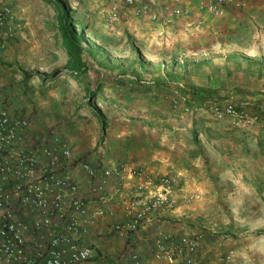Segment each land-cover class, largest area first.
Instances as JSON below:
<instances>
[{
    "label": "rangeland",
    "instance_id": "374dc122",
    "mask_svg": "<svg viewBox=\"0 0 264 264\" xmlns=\"http://www.w3.org/2000/svg\"><path fill=\"white\" fill-rule=\"evenodd\" d=\"M59 2L78 23L80 56L87 72L77 78L71 75L77 70L70 68L61 37L54 33L56 10L48 0L40 1L49 31L40 50L14 58L10 54L0 61V82L8 67L11 84L21 83L17 85L21 93L16 90L6 107L33 120L36 129L28 139L48 131L68 142L83 159L96 160V148L101 146L105 159L112 160L113 140L121 136L115 132L119 121L129 120L137 129L126 135V146L129 138L146 139L141 127L157 126L169 134L181 129L184 146H200L197 164L168 162L204 182V196L210 197V209L195 213L197 223L186 228L210 235L219 243L217 254L234 250L237 264H264V116L258 112L264 107V25L230 17V12L222 18L205 15L199 20L195 9L189 16L166 20L164 6L169 0H141L158 14L156 19L136 17L128 8H120L116 20L109 19L111 0ZM128 17L147 26L139 29L145 32L140 37L132 35L133 40L123 31ZM117 81L127 87L117 90ZM98 84L106 87L107 94L88 97V88ZM129 84L148 85L149 94L139 93L132 100L124 94L130 92ZM174 89L244 103L257 120L249 129H233L201 114L183 115L168 101Z\"/></svg>",
    "mask_w": 264,
    "mask_h": 264
},
{
    "label": "built area",
    "instance_id": "2783aa9c",
    "mask_svg": "<svg viewBox=\"0 0 264 264\" xmlns=\"http://www.w3.org/2000/svg\"><path fill=\"white\" fill-rule=\"evenodd\" d=\"M169 1L164 19L189 16L194 8L200 20L205 15L222 18L262 0ZM111 2L108 15L112 20L118 18L120 8H128L135 16L158 17L140 0ZM13 20L12 8L0 5V51L15 34ZM168 101L183 115L201 114L230 128L249 129L257 120L244 103L215 98L198 101L178 89ZM28 127L26 115L0 104V264H86L92 258L86 237L110 201H117L122 208V217L110 223V231L126 239L158 214L168 213L181 202L191 204L196 198V192L184 186L185 174L173 164L163 173L135 162L102 159L92 164L73 156L70 144L51 132H42L31 141L26 137ZM96 153L103 158V147L98 146ZM73 163L84 175L86 190L76 179ZM203 236L201 231H189L178 238L160 232L153 241V258L164 264H237L234 250L214 259L199 256ZM130 258L131 264H144L137 253Z\"/></svg>",
    "mask_w": 264,
    "mask_h": 264
},
{
    "label": "crops",
    "instance_id": "0c3cea01",
    "mask_svg": "<svg viewBox=\"0 0 264 264\" xmlns=\"http://www.w3.org/2000/svg\"><path fill=\"white\" fill-rule=\"evenodd\" d=\"M40 1L41 0H0V5H8L12 8L14 12V20L12 25L13 28L16 29L14 36L10 39L7 46L0 51V61L7 59V56H10V54H13L10 57L14 58V55H34L38 50H40L41 42H43L49 33V31L45 28L46 17H44L43 14H40L42 11V5ZM48 1L53 5L54 9L55 6L60 3V0ZM262 1L263 2L261 3L252 2L248 8L239 11H231L230 13L232 14L229 13V16L243 18L246 22L253 20L264 25V0ZM192 5H195L194 1ZM142 17L147 18L145 16ZM54 20V33L57 32L59 34L56 28V14ZM141 21L143 20L132 19L128 17L126 22H124L125 25H123V31H128L127 34L130 33L129 39L131 38L133 40L134 37L138 38L140 37L139 35H143L145 33L144 31H139V29L147 27L146 24H142ZM132 35H134V37ZM125 38H127L126 35ZM141 38L143 37L141 36ZM25 40L29 43L28 47L24 46ZM11 49L12 51L10 52ZM5 70V77H3V80L0 82V104L6 107L7 101L13 100L11 95L13 96L16 93V90H19L21 93L20 87H17V85H21V83H18L17 85L15 83L11 84V72H9L8 67H6ZM117 82H114L117 83L114 84V88L116 87L117 90L123 91L122 87H127L126 85L124 86L122 82ZM142 83L149 84L148 81H144ZM12 86L14 88L11 91ZM1 87H3V89H1ZM9 87L10 89H6ZM148 87L150 88L148 85L138 86L136 84H129L130 92H125L124 94L127 95L128 98L136 100L139 93L147 95L146 93L148 92L149 94L150 90ZM19 92H17V94H20ZM100 94H107L106 87L104 85H101ZM2 100L5 102L2 103ZM117 101L121 100L117 99ZM27 118L29 120V127L26 132V137H28L32 130L36 129L33 120H30V117L28 116ZM129 118L133 119L134 116H129ZM133 120H136V118ZM123 121L125 122L119 121L121 126L117 127L116 129L113 127V131L115 129V132L121 136L116 140H113L114 143L112 145V149L110 148L113 154L112 160H106L105 155L103 158H99L97 155H95V158L97 159L88 160L89 162L92 164H97L103 159L108 163H114L117 159H119L118 161L121 162L129 161L142 164L156 173H163L168 167L169 160L177 163L180 166L183 162L187 165H189V163L197 164L194 161L198 160L197 151H201L200 146L196 144L184 146L180 139L182 133H184L181 131V129L175 128L172 131L173 133L169 134L166 131H161L157 126H153L151 128L141 127L139 129L142 134L146 136V139L129 138L130 144L126 146L124 142L126 135H133V133L137 132V129H134L135 124L133 125L129 120ZM215 151L223 152V150L218 149ZM204 152L205 150L203 149V153ZM73 156H80L82 158L80 154H75L74 152ZM71 168L74 171L81 189L86 190L87 186L84 182V175L79 170L78 165L73 163ZM182 172L186 176V183L184 186L188 190H193L196 192V198L191 202V204L187 205L182 204L181 202L178 207L171 209V211L168 213L158 214L135 234L130 235L126 239H120L111 233L110 223L113 220L122 217V208L119 206L117 201H110L106 205L105 214L96 220L95 224L90 228V231L86 237V241L90 245L92 251V258L86 264H131L130 256L132 253H137L144 264H164L163 261L154 259L152 255L153 241L156 236L160 232H164L173 235L175 238H178L182 234L190 231L186 228L187 224L197 223L195 213H205L204 210L206 211L210 209L208 205L210 197L207 199L204 196V194L207 192V187L205 186L204 182L199 181L196 176L195 180L194 177L190 176L191 173L189 174V171L186 169ZM91 209H93V206H91ZM190 212H192V217L188 216ZM217 245H219V243L216 241L213 242L210 238V235L206 234L200 243L198 255L204 258L212 259L218 255L217 253L219 249Z\"/></svg>",
    "mask_w": 264,
    "mask_h": 264
},
{
    "label": "trees",
    "instance_id": "16d2710c",
    "mask_svg": "<svg viewBox=\"0 0 264 264\" xmlns=\"http://www.w3.org/2000/svg\"><path fill=\"white\" fill-rule=\"evenodd\" d=\"M56 10V28L59 32L61 37V44L64 48L66 54L69 56V63L71 69H76L75 73H71L72 76L76 75V78L80 74H84L87 72V68L83 59L81 58L82 53V46L81 41L82 39L78 35L76 28L78 27V23L73 19V16L68 8L64 6V4L59 3L55 6ZM83 26L81 27V30ZM80 33V32H79ZM82 36V32L80 33ZM100 88L101 85H96L93 88H88L87 94L88 97H99L100 96ZM191 96L195 100H202L206 99L207 97H200L194 93H191ZM260 107V106H259ZM258 112L264 116V107L258 108ZM101 119L104 120V117L101 116ZM234 129V128H233ZM208 130L203 129L202 132H207ZM209 135V134H208ZM196 143H199L198 140H194Z\"/></svg>",
    "mask_w": 264,
    "mask_h": 264
}]
</instances>
